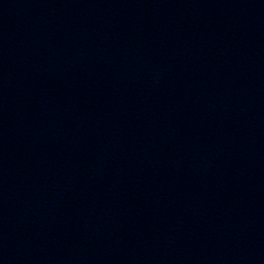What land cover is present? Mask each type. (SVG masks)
Segmentation results:
<instances>
[{"label": "water", "instance_id": "water-1", "mask_svg": "<svg viewBox=\"0 0 264 264\" xmlns=\"http://www.w3.org/2000/svg\"><path fill=\"white\" fill-rule=\"evenodd\" d=\"M0 264H264V0H0Z\"/></svg>", "mask_w": 264, "mask_h": 264}]
</instances>
